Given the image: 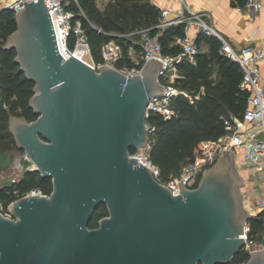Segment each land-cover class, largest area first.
I'll use <instances>...</instances> for the list:
<instances>
[{
  "label": "water",
  "instance_id": "95a60500",
  "mask_svg": "<svg viewBox=\"0 0 264 264\" xmlns=\"http://www.w3.org/2000/svg\"><path fill=\"white\" fill-rule=\"evenodd\" d=\"M17 30L5 44L35 83L29 121L10 118L16 145L42 177L48 195L15 201L0 211V264H217L243 250L250 213L245 181L226 151L195 188L174 195L133 149L149 142L150 98L164 94L163 63L153 58L128 76L110 65L94 67L78 45L69 59L45 0L15 14ZM106 205L108 215L89 226ZM245 264H264V249Z\"/></svg>",
  "mask_w": 264,
  "mask_h": 264
},
{
  "label": "trees",
  "instance_id": "16d2710c",
  "mask_svg": "<svg viewBox=\"0 0 264 264\" xmlns=\"http://www.w3.org/2000/svg\"><path fill=\"white\" fill-rule=\"evenodd\" d=\"M78 1L86 14L79 16L97 65L104 62V45L115 41L123 46L125 52V57L117 61L116 67L131 68L134 62L130 50L133 48L136 54H140L143 30H149L152 35L160 34L165 55L175 56L181 52L178 40L186 35L185 24L170 25L161 30L159 24L163 13L152 0H110L103 4L97 0ZM244 2L241 0V4ZM80 7L71 0V9L80 13ZM15 14L11 9L0 11V152L10 142L16 144L10 130L12 116H22L29 121L38 117L30 107L35 83L20 71L15 62L16 50L4 47L8 37L17 30ZM75 39V36L70 38V49L75 48ZM197 41L201 52L196 63L185 61L178 65L184 77L177 79L176 86L189 96L179 94L174 98L172 106L177 113L171 119L165 120L159 114H152L149 119V123L157 128L151 137V156L165 178L176 175L185 162L194 158L200 142L225 133L223 115L233 113L243 117L248 107L249 93L241 88L243 73L240 65L220 52V39L200 34ZM203 42L209 45L208 51L202 50ZM34 188H42L50 194L52 179L42 177L38 170L27 171L19 183L0 188V199L7 208L16 198L15 190L25 193ZM100 210L108 212L106 207L100 206L90 221L91 228L98 227L99 220L103 218L99 215ZM250 222L251 235L258 238L264 230L262 219L255 217ZM249 258L250 255L242 250L235 256V261L246 263Z\"/></svg>",
  "mask_w": 264,
  "mask_h": 264
},
{
  "label": "built area",
  "instance_id": "2783aa9c",
  "mask_svg": "<svg viewBox=\"0 0 264 264\" xmlns=\"http://www.w3.org/2000/svg\"><path fill=\"white\" fill-rule=\"evenodd\" d=\"M31 1L38 0H0V11L11 9L17 13L25 7L27 2ZM74 1L80 7L79 1ZM108 1L110 0H101L100 4ZM181 1L184 3V0ZM45 2L51 13L55 32L59 31L61 40L58 41H61L63 51L68 55L65 59H69L80 44L88 45L91 50L79 16H86L82 8L80 7V13L71 9V0H45ZM262 6L261 0H245L246 8L256 11ZM186 8L189 11V16L182 14L173 20L168 19L167 15L175 12L174 9L164 11L163 19L159 24L161 30L170 25L185 24L186 35L178 40V44L181 46V52L178 55H165L160 34L152 35L149 30H143L141 31L140 54H134L133 48L130 50L134 65L131 68L119 69L128 76H134L141 73L144 64L153 58L163 63L160 81L164 86V94L151 97L148 106L149 142L144 148L133 149L130 155L139 158L137 164L141 163L148 166L157 181L169 188L174 195H178L180 194L179 184L182 181L188 188L197 187L205 171L217 163L220 155L223 156L226 151L234 154L236 169L245 181V187L241 191L244 206L250 213V219L246 224L245 234L241 237L246 240L243 251L250 255L253 251L264 249V230L260 232V235L257 234L259 235L258 238H255L251 235L253 229L250 222L251 218L261 217L264 227V78L261 70V64L264 62V44L260 47L246 46L237 50L224 37L216 33L203 11H195L189 5H186ZM192 27L196 28L195 35H190L188 32ZM200 34L217 36L221 41L220 52L240 65L243 73L241 88L249 93L248 107L243 117L233 113L223 115L225 133L218 138L200 142L194 158L185 162L176 175L165 178L160 167L154 163L151 156V137L156 133L157 128L149 123V119L152 114H159L165 120L171 119L177 113L172 106L174 98L179 94L189 96L186 91L176 86L177 79L184 77L179 71L178 65L185 61L196 63L197 55L201 52V47L197 41ZM74 36L76 38L75 48L70 49L68 42ZM103 55L104 62L96 67L101 65L116 67L117 61L125 57V52L122 45L112 41L104 45ZM27 157L31 159L29 155ZM32 164L34 166L33 161ZM20 181V179L14 180L12 184ZM14 194L16 198L7 208L0 199V211L7 216H11L9 209L18 199L29 195H48L42 188H34L25 193L15 190Z\"/></svg>",
  "mask_w": 264,
  "mask_h": 264
},
{
  "label": "crops",
  "instance_id": "0c3cea01",
  "mask_svg": "<svg viewBox=\"0 0 264 264\" xmlns=\"http://www.w3.org/2000/svg\"><path fill=\"white\" fill-rule=\"evenodd\" d=\"M152 1L161 8L162 13L173 8L175 12L167 15V18L172 20L182 14L189 16L186 5L195 11H203L216 33L237 50L246 46L260 47L264 44V0H261L262 8L256 11L246 8L245 2L241 4V0H184L186 4L181 0ZM188 32L190 35H195L196 28L192 27ZM89 52L91 54L90 48ZM132 52L136 54L134 49ZM261 70L264 78V62L261 64Z\"/></svg>",
  "mask_w": 264,
  "mask_h": 264
},
{
  "label": "rangeland",
  "instance_id": "374dc122",
  "mask_svg": "<svg viewBox=\"0 0 264 264\" xmlns=\"http://www.w3.org/2000/svg\"><path fill=\"white\" fill-rule=\"evenodd\" d=\"M100 4L101 0H97ZM203 51L209 50V45L204 43L202 45ZM91 58L94 63V67L97 66L92 54ZM9 139L7 140L8 143ZM28 154L17 147L13 142L7 144L6 148L0 152V188L6 187L14 180H22L27 171L36 170L32 164V160L29 159ZM107 212L100 210L99 215L105 217ZM260 234V233H259Z\"/></svg>",
  "mask_w": 264,
  "mask_h": 264
},
{
  "label": "flooded vegetation",
  "instance_id": "af4514ba",
  "mask_svg": "<svg viewBox=\"0 0 264 264\" xmlns=\"http://www.w3.org/2000/svg\"><path fill=\"white\" fill-rule=\"evenodd\" d=\"M102 207H106V205H102ZM107 208V207H106ZM108 210V209H107ZM107 215H108V212H107ZM106 215V216H107ZM199 264H203V263H199ZM217 264H245L244 262H238V261H235V257H234V259L231 261V262H229V263H217Z\"/></svg>",
  "mask_w": 264,
  "mask_h": 264
},
{
  "label": "bare ground",
  "instance_id": "6f19581e",
  "mask_svg": "<svg viewBox=\"0 0 264 264\" xmlns=\"http://www.w3.org/2000/svg\"><path fill=\"white\" fill-rule=\"evenodd\" d=\"M80 45H82V44H80ZM83 45H86V44H83ZM86 46H88V45H86ZM89 49V48H88Z\"/></svg>",
  "mask_w": 264,
  "mask_h": 264
}]
</instances>
